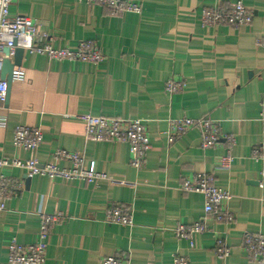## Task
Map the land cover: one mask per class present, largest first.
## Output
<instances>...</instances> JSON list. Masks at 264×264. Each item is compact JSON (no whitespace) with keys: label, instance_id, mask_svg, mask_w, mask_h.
<instances>
[{"label":"crops","instance_id":"obj_1","mask_svg":"<svg viewBox=\"0 0 264 264\" xmlns=\"http://www.w3.org/2000/svg\"><path fill=\"white\" fill-rule=\"evenodd\" d=\"M139 14L114 15L80 0H14L12 16L30 18L55 49L76 50L93 41L103 60L97 64L54 61L24 52L25 79L12 82L1 114L0 160H35L70 169L54 161L56 150L78 153L83 169L107 180L86 183L45 176L26 177L7 167L0 175L20 185L0 211V264H8L11 240L27 245L42 241L45 264H99L102 258L127 256L130 264H172L182 256L191 264H254L242 250L244 234L264 236L262 164L251 158L264 144V0H130ZM241 2L252 14L249 27L204 26V9L226 10ZM13 62V57L9 59ZM168 80L184 83L169 95ZM83 115L140 120L150 148L143 168L129 165L126 143L93 142L84 133ZM209 117L223 134L235 138L229 169H218L223 144L201 148L197 129L167 145L162 134L169 120ZM17 126L38 128L42 144L35 151L17 150ZM207 173L231 199V224L215 223L203 213L199 193L181 190L184 179ZM130 208L132 225L105 222L111 205ZM57 214L48 236H39L40 219ZM202 219L207 231L192 238L175 237L179 225ZM230 254H214L216 240Z\"/></svg>","mask_w":264,"mask_h":264},{"label":"built area","instance_id":"obj_2","mask_svg":"<svg viewBox=\"0 0 264 264\" xmlns=\"http://www.w3.org/2000/svg\"><path fill=\"white\" fill-rule=\"evenodd\" d=\"M14 0H0V71L4 59H11L16 48L24 52L46 56L49 60L84 62L97 64L103 60L98 46L93 41H82L76 50L55 49L47 36L40 33L34 22L23 16H12L10 6ZM89 5H97L108 9L114 15L126 13L139 14L141 6L130 0H80ZM252 22V14L241 2L229 6L226 10L215 8L204 9L201 13V23L204 26H229L232 28L249 27ZM264 46V37L258 40ZM8 49V55L3 51ZM25 79L24 71L15 67L11 72V82L21 83ZM184 83L168 80L164 89L169 95L182 92ZM6 82L0 79V129L6 127L7 119L1 114L6 103ZM259 117L264 121V100L260 103ZM84 133L87 140L93 142L126 143L129 148V165L135 169H141L146 162V153L150 148L147 127L140 120H125L116 117L83 115ZM197 129L201 138V148L213 149L220 144L226 152L219 158L218 169L230 168L233 158L232 148L235 138L231 134H223L217 122L209 117L199 119L183 118L169 120L166 131L162 134L167 145L187 134L190 130ZM13 146L17 150L35 151L42 144L43 134L38 128L17 126L13 132ZM54 161H68L70 169H61L52 163L40 165L35 160H0V169L12 167L25 171L26 177L45 176L49 179H61L64 181L79 180L86 183L107 180L103 173L83 169V159L78 153L66 150H56L52 154ZM251 158L262 164L261 174L264 176V144L253 146ZM20 185L0 175V211L5 210L4 201L14 195ZM181 190L185 193H199L203 196V213L215 223L231 224L234 221L233 214L227 209V202L231 196L215 185L213 175L200 173L191 179H184ZM61 218L57 214L44 215L40 219L39 236L43 240L55 222ZM105 222L124 226L132 225V213L128 206L123 204L111 205L105 212ZM207 231V226L202 219L191 225H179L175 228V237L185 239L192 246V238L196 234ZM242 250L247 260L254 264H264V236L260 234H244L242 237ZM45 244L42 241L34 244L21 245L11 240L8 246V264H45ZM214 254L217 258L224 259L230 254V249L223 240H216ZM99 264H130L127 256H112L102 258ZM172 264H191L187 258L174 256Z\"/></svg>","mask_w":264,"mask_h":264},{"label":"water","instance_id":"obj_3","mask_svg":"<svg viewBox=\"0 0 264 264\" xmlns=\"http://www.w3.org/2000/svg\"><path fill=\"white\" fill-rule=\"evenodd\" d=\"M4 55H8V49H4ZM24 51L22 49L16 48L13 54V62L9 59H4L2 63V69L0 71V79L6 82L7 86V95H6V102L11 86V72L15 67H19L21 64L22 56Z\"/></svg>","mask_w":264,"mask_h":264}]
</instances>
